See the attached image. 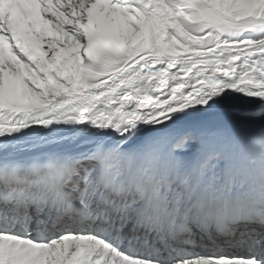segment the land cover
Wrapping results in <instances>:
<instances>
[{
	"label": "bare ground",
	"instance_id": "bare-ground-1",
	"mask_svg": "<svg viewBox=\"0 0 264 264\" xmlns=\"http://www.w3.org/2000/svg\"><path fill=\"white\" fill-rule=\"evenodd\" d=\"M126 1L135 4L144 17H156L155 54L126 66L133 61L132 53L116 32L118 20L124 16L122 0L114 4L108 0H56L47 12L50 37L28 38L20 52L22 56L31 52L32 58L22 63L18 53L12 52L0 67V140L14 139L23 149L76 151L85 145L90 150L86 155H90L109 133L113 141L122 142L130 135L146 139L147 151L165 153L174 136L187 132H178L173 126L149 132L160 123L161 114L164 122L192 121L185 129L202 139L197 159L210 152L222 153L220 157L230 153L233 160L238 159L246 149L251 125L233 118L239 116L232 111L255 112L264 104V40L254 47L253 52L260 55L248 53L242 58L255 69L238 79L241 74L232 73L237 68L228 63L227 48L213 46L212 34L200 37L181 28L166 10L164 0ZM180 36L183 39H178ZM189 39L204 42L200 48L196 46L197 51L190 50L185 44ZM230 47L238 53L242 46ZM220 53L226 57L217 58ZM86 59L119 71L105 85L94 86L87 81ZM186 62L192 65L185 66ZM253 73L260 75L254 79ZM216 88L221 89L213 91ZM205 106L210 110H200ZM208 113L212 116L197 120ZM85 131L89 133L83 134ZM237 137L243 143H238ZM210 142L214 145L207 146ZM259 178L264 181V172ZM60 242L41 257L29 251L16 254L0 249L5 254L0 264H66L68 258L91 247L81 239Z\"/></svg>",
	"mask_w": 264,
	"mask_h": 264
},
{
	"label": "rangeland",
	"instance_id": "rangeland-1",
	"mask_svg": "<svg viewBox=\"0 0 264 264\" xmlns=\"http://www.w3.org/2000/svg\"><path fill=\"white\" fill-rule=\"evenodd\" d=\"M164 1L166 2V5L168 7L170 5L171 8L169 7V9L172 11L174 18L177 20L181 28L185 29L190 34H195L200 37L212 34L214 37L212 43L213 46L227 48L228 51L226 52L230 54L229 58L227 57L228 63L231 64L232 67L237 68L233 70L232 73L236 72L238 75L241 74L238 79L243 77L247 72L250 73L255 69L249 66V64L245 63L242 58H246L248 53L250 55H253V53L260 55L259 52L253 51H255L254 47L257 45L256 43L262 41V39L264 38V33H261L262 30L264 31V0H199L204 6L199 7V9H194L199 14L200 21H197V16L190 8L184 7L186 3L189 5L193 4L191 1L188 2L186 0H169V5L167 0ZM180 1L185 4L180 5ZM128 6L129 4L127 3H124L123 6H120L121 9H123L122 11L124 13V16L122 15L119 18L118 25L120 28L118 27L119 32L118 29L116 32L118 34L120 33V39L125 42L126 48L132 53L133 61L129 62L128 64V66H130L138 60L150 55L151 53L155 54L154 36L156 33L155 24H157V22L155 19L156 17H144L137 9H134L133 4H131L129 7ZM179 7H183V9ZM130 11H134L136 15L134 14V12L131 13ZM239 27L244 28L242 31H238L240 30L238 29ZM145 36L147 37L146 43L144 41ZM178 39H183V37L180 36ZM198 41L200 42L196 43L190 39L186 40V48L197 51L196 46L200 48L203 45L204 40ZM231 44L242 47L238 49L237 53L235 49L230 47ZM199 50L200 49H198V51ZM161 51L162 53H165L163 49H161ZM197 55H199V53ZM218 57L225 58L226 56L220 53L217 54V58ZM235 57L239 59L238 64L233 63ZM211 59L216 60L214 59V57ZM85 61L87 62V59ZM86 64L88 75L87 81L88 83L91 82L92 84L96 79H99L101 84L97 85H103V83L109 81L110 78L115 76L119 71H109L108 74L104 76V74H98L97 71L93 70L92 61H90L89 63L87 62ZM191 65L192 64L190 62L185 63V66ZM253 75L254 79H257L260 73H253ZM35 80L36 82L38 81L37 75H35ZM42 80L43 79H41V81ZM220 89L221 88H216L213 91H218ZM205 107L201 108L200 110H204L205 112L210 110L207 106ZM232 112L238 115L240 120L245 122L248 121V123H250L251 127L249 129L248 138L260 135L264 136V105L260 109H258L255 115H251L250 113H239L238 111L234 110ZM160 115L161 114L158 115V120L160 123L157 125V127H155L154 125L152 128H150L149 132H155L157 129L164 126H173V129L182 130L185 129V125L187 123L192 122L188 118L177 119L176 121H174V123L164 122L163 119L159 118ZM199 115L201 116L202 114ZM209 116L210 115H206L205 117L199 118L197 120H204ZM191 132V130L188 131L189 134H191ZM214 137L215 136L213 135L211 136V138ZM233 137L234 135L232 136V138ZM137 140L138 138H133L132 135H130L125 140H123L122 146L125 144L133 143L134 141V143H136ZM193 144L195 146H198L201 144V140H198L196 136V140L193 141ZM213 145L214 142H210L207 144V146ZM187 156L188 155H181V157Z\"/></svg>",
	"mask_w": 264,
	"mask_h": 264
}]
</instances>
